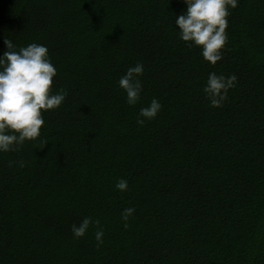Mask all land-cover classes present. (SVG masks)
Here are the masks:
<instances>
[{"label":"trees","instance_id":"1","mask_svg":"<svg viewBox=\"0 0 264 264\" xmlns=\"http://www.w3.org/2000/svg\"><path fill=\"white\" fill-rule=\"evenodd\" d=\"M186 7L0 0V55L5 38L45 45L51 91H66L38 138L0 152V264H264V0L230 9L215 65L179 39ZM138 61L130 106L118 80ZM210 72L237 77L221 107L203 92ZM153 97L162 109L138 125ZM84 217L99 226L74 238Z\"/></svg>","mask_w":264,"mask_h":264},{"label":"clouds","instance_id":"2","mask_svg":"<svg viewBox=\"0 0 264 264\" xmlns=\"http://www.w3.org/2000/svg\"><path fill=\"white\" fill-rule=\"evenodd\" d=\"M186 10L175 17L178 37L187 47H199L203 59L215 65L222 59L228 36L230 9H235L238 0H182ZM6 51L0 55V152L17 150L26 140L39 137L45 121L42 111L58 109L66 98V91H51L57 70L43 44L29 43L16 50L10 39H4ZM144 65L136 62L129 66L119 78L118 84L126 93V103L136 105L141 98ZM235 74L225 76L210 72L203 92L211 107H221L228 98L229 89L235 87ZM162 109L161 103L153 97L146 107H141L136 123L154 119ZM143 118V119H142ZM115 188L127 191L128 181L119 178ZM135 212L134 207H126L121 218L127 221ZM90 224L99 226V220L84 217L77 225H71L74 238L83 237ZM127 227V224H125ZM102 227L95 232L98 244L102 243Z\"/></svg>","mask_w":264,"mask_h":264}]
</instances>
